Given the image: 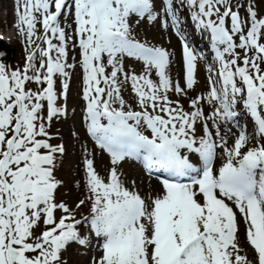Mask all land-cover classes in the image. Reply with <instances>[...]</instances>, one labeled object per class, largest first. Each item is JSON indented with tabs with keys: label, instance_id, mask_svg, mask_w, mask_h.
<instances>
[{
	"label": "snow or ice",
	"instance_id": "obj_1",
	"mask_svg": "<svg viewBox=\"0 0 264 264\" xmlns=\"http://www.w3.org/2000/svg\"><path fill=\"white\" fill-rule=\"evenodd\" d=\"M15 16L24 63L0 53V264H68L73 246L89 264H264V0H15ZM144 26L172 30L178 68ZM77 69L83 137L65 179L53 124Z\"/></svg>",
	"mask_w": 264,
	"mask_h": 264
},
{
	"label": "rangeland",
	"instance_id": "obj_2",
	"mask_svg": "<svg viewBox=\"0 0 264 264\" xmlns=\"http://www.w3.org/2000/svg\"><path fill=\"white\" fill-rule=\"evenodd\" d=\"M8 20H10V24ZM13 20H14V16H13V10H12V2L10 0H3V1L0 0V28H7V26L11 25ZM144 27H147V26H144ZM144 27L141 29V36L146 37L147 39L151 40L153 43H156L158 45H161L173 51L176 54L177 68H178L179 67L178 62H179V54H180V44L177 45V39L171 34L169 40L171 41V43L175 42L176 47H174V45L169 46L163 40L165 33L162 34V31L159 29L158 26H156L155 29L159 32L158 33L159 36L156 34L154 35L153 33L150 34L148 32H145ZM11 49L15 50V52L18 53V56H16L17 57L16 61H19L21 63L22 52L19 47L18 38L14 40V42L12 43ZM20 63L18 65H20ZM175 74H176V69L174 68L173 75L175 76ZM74 79L76 80L77 85H79L78 75H74ZM75 90H78V86L74 87L72 85V88L70 89L69 98L67 100V103L69 104L68 109H70L69 114H71V109L75 110V107L77 106L79 102L77 96L75 95ZM57 125H58L59 130H60V127H62V129L60 130V134L63 137V143L65 144V147L67 149V153L64 158V164L67 166L69 165L73 166L71 170L68 167L63 168V170L60 173H58V175L65 179H70L75 174V163L78 159L79 149H80V144L77 142L76 138L72 137L71 133L75 131L78 133L80 137H83V131L80 127L79 116H77V114H75L72 118H70L68 122L65 120H61V122H59ZM54 128L55 129L57 128L56 125ZM65 138H66V141H65ZM66 142L69 145V149L67 147ZM89 148H91V146H89ZM102 163L107 164L105 157H103L102 162L100 163L96 162V166L101 173H103V168L101 166ZM128 164H131V163H125L122 165L123 171L126 169V166ZM135 171L140 177L144 176L136 165H135ZM126 174L128 175L129 179L134 178V177L137 178L136 176L131 174V171H129ZM153 184L157 185V182L155 181L153 182ZM68 199L70 203H72L76 199L75 190L70 191ZM72 249L76 250L74 246L71 247V250ZM66 257L68 260V264H89V261H88L89 256L85 255V252H79L76 250V253L75 254L71 253V255L69 252H67Z\"/></svg>",
	"mask_w": 264,
	"mask_h": 264
},
{
	"label": "bare ground",
	"instance_id": "obj_3",
	"mask_svg": "<svg viewBox=\"0 0 264 264\" xmlns=\"http://www.w3.org/2000/svg\"><path fill=\"white\" fill-rule=\"evenodd\" d=\"M154 30H152L151 32H153ZM10 38V34L6 35V40H8Z\"/></svg>",
	"mask_w": 264,
	"mask_h": 264
}]
</instances>
